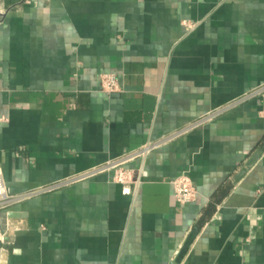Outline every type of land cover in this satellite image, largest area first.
I'll return each instance as SVG.
<instances>
[{"label":"crops","instance_id":"0c3cea01","mask_svg":"<svg viewBox=\"0 0 264 264\" xmlns=\"http://www.w3.org/2000/svg\"><path fill=\"white\" fill-rule=\"evenodd\" d=\"M0 264H264V0H2ZM115 74L107 95L100 75ZM194 124V125H193ZM185 174L195 202L178 204Z\"/></svg>","mask_w":264,"mask_h":264},{"label":"built area","instance_id":"2783aa9c","mask_svg":"<svg viewBox=\"0 0 264 264\" xmlns=\"http://www.w3.org/2000/svg\"><path fill=\"white\" fill-rule=\"evenodd\" d=\"M1 2L2 0H0V4ZM2 14L3 13L0 11V15ZM100 87H101V90L107 95L120 91V85L118 82V78L115 74H112V73H103L100 75ZM263 92H264V85L245 94L241 98L233 100L232 102H230L227 106L223 108L214 110L213 112H209L208 114L200 118L198 122L195 123V125L194 124L193 125L198 126L202 124L203 122L210 120L212 117L216 116L223 110L232 108L236 106L238 103H240L241 101L251 96L261 94ZM149 148H150V145L144 146L140 150L133 151L118 160L108 162L107 164L93 168L83 174L72 176L60 182H56L54 184L44 186V187L38 188L37 190L29 192L27 194H21V195L9 194L6 188L4 179H3L2 171L0 170V210L5 209L10 204L17 202L19 200H22L23 198L31 194L51 191V190H54L60 187L61 185H66V184L74 183L80 180H84L98 173L107 172V171H113V175H112L113 181L116 183H119L122 186V192L124 194H130L132 187L135 186L138 183V181L134 178L132 171L124 167V164L126 161L132 158L143 156L149 150ZM170 183H171L172 190H173V198L178 204L185 205V204L196 201L197 195H198L197 189L192 183L191 179L187 175L182 174L174 178L173 180H171ZM4 239H5V234L0 227V242H3Z\"/></svg>","mask_w":264,"mask_h":264}]
</instances>
